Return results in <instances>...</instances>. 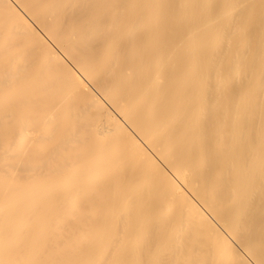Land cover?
I'll return each mask as SVG.
<instances>
[{"label":"bare ground","instance_id":"bare-ground-1","mask_svg":"<svg viewBox=\"0 0 264 264\" xmlns=\"http://www.w3.org/2000/svg\"><path fill=\"white\" fill-rule=\"evenodd\" d=\"M0 264H264V0H0Z\"/></svg>","mask_w":264,"mask_h":264},{"label":"rangeland","instance_id":"rangeland-1","mask_svg":"<svg viewBox=\"0 0 264 264\" xmlns=\"http://www.w3.org/2000/svg\"><path fill=\"white\" fill-rule=\"evenodd\" d=\"M24 130H25V131H24ZM28 130H29V129H27V127L24 128V129L22 130V131H24V132H23V133L21 132V134H22V135H21V136H22V137H21V142H19L20 139L17 140V142H18L19 144L22 145V141H23V144L26 142V140H27V138H28V136H29V135H28ZM25 134H26L27 136H26ZM24 140H25V141H24Z\"/></svg>","mask_w":264,"mask_h":264}]
</instances>
